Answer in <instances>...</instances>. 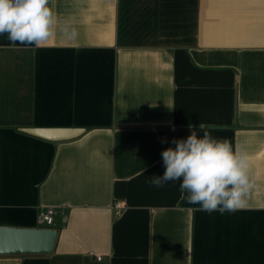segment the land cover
Returning <instances> with one entry per match:
<instances>
[{
	"label": "crops",
	"instance_id": "0c3cea01",
	"mask_svg": "<svg viewBox=\"0 0 264 264\" xmlns=\"http://www.w3.org/2000/svg\"><path fill=\"white\" fill-rule=\"evenodd\" d=\"M50 4L47 42L0 35V226L43 227L54 206L59 235L49 255L0 264H264V0ZM200 122L249 157L253 187L235 212L188 204L179 182L149 183L172 138ZM48 127L84 132L25 130Z\"/></svg>",
	"mask_w": 264,
	"mask_h": 264
},
{
	"label": "clouds",
	"instance_id": "9594fccd",
	"mask_svg": "<svg viewBox=\"0 0 264 264\" xmlns=\"http://www.w3.org/2000/svg\"><path fill=\"white\" fill-rule=\"evenodd\" d=\"M57 24L50 0H0V35L7 34L13 45L39 46L56 34ZM59 31L68 40L78 36L69 24L61 25ZM189 128L186 138L174 137L172 146L162 150L165 170L149 183L160 188L179 182L183 199L209 213L245 207L253 187L247 153L234 149L227 138L214 136L210 129L215 125L200 122L197 128L190 123Z\"/></svg>",
	"mask_w": 264,
	"mask_h": 264
},
{
	"label": "water",
	"instance_id": "95a60500",
	"mask_svg": "<svg viewBox=\"0 0 264 264\" xmlns=\"http://www.w3.org/2000/svg\"><path fill=\"white\" fill-rule=\"evenodd\" d=\"M31 134L49 140L72 139L83 128L48 127L26 128ZM59 231L53 227L0 226V255H49L56 245Z\"/></svg>",
	"mask_w": 264,
	"mask_h": 264
},
{
	"label": "built area",
	"instance_id": "2783aa9c",
	"mask_svg": "<svg viewBox=\"0 0 264 264\" xmlns=\"http://www.w3.org/2000/svg\"><path fill=\"white\" fill-rule=\"evenodd\" d=\"M115 209L120 211L124 208V205L121 202L114 203L113 206ZM58 210L57 207L54 206H48L41 209L39 213V223L43 227H51L54 225L55 222V216L57 215ZM91 255L96 256L98 260H101L103 258V255L96 254L94 251L90 252Z\"/></svg>",
	"mask_w": 264,
	"mask_h": 264
}]
</instances>
